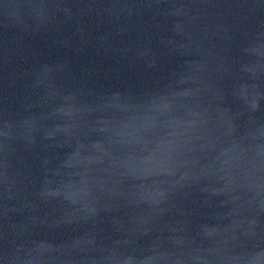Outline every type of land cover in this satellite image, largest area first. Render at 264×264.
Segmentation results:
<instances>
[{
	"label": "water",
	"instance_id": "obj_1",
	"mask_svg": "<svg viewBox=\"0 0 264 264\" xmlns=\"http://www.w3.org/2000/svg\"><path fill=\"white\" fill-rule=\"evenodd\" d=\"M0 264H264V0H0Z\"/></svg>",
	"mask_w": 264,
	"mask_h": 264
}]
</instances>
